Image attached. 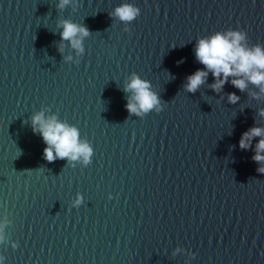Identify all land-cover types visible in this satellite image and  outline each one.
<instances>
[{"label": "water", "instance_id": "1", "mask_svg": "<svg viewBox=\"0 0 264 264\" xmlns=\"http://www.w3.org/2000/svg\"><path fill=\"white\" fill-rule=\"evenodd\" d=\"M59 3L0 0V264H264L260 138L239 147L264 93L235 77L216 93L211 72L184 87L200 38L242 29L264 49V0ZM122 4L139 15L121 21ZM65 20L89 30L82 53L61 50ZM133 74L158 95L147 113L126 108ZM37 114L75 127L89 161H46Z\"/></svg>", "mask_w": 264, "mask_h": 264}, {"label": "clouds", "instance_id": "2", "mask_svg": "<svg viewBox=\"0 0 264 264\" xmlns=\"http://www.w3.org/2000/svg\"><path fill=\"white\" fill-rule=\"evenodd\" d=\"M69 3L70 0H60L58 7L63 8ZM139 11L133 5L122 4L115 8L114 15L121 21L131 22L139 15ZM62 28L63 31L59 34L61 50L63 41H69L73 49L82 53L84 51L82 39L90 35L89 30L67 20L62 22ZM245 38L246 33L242 29H227L224 32L216 31L210 36L198 39L195 45V58L204 68L197 69L187 77L185 90L195 93L206 82V78L211 72L214 83L210 85V88L216 93L223 90L230 77H235L230 82L234 88L241 92L247 87V81L259 86L260 91L264 93V49L259 44L252 48L243 46L241 42ZM150 87V82L133 74L130 83L124 89L125 92H133V96L126 104L130 114L139 115L141 111L147 113L159 105L158 95L152 92ZM239 99L240 97L234 92L228 94L230 104L237 103ZM160 110L157 108L158 112ZM259 114L264 116V109L260 110ZM32 130L42 136L47 145L43 150L46 161L51 163L56 159L64 158L74 161L81 156L85 163L89 161L92 149L86 143L78 142V131L75 127L58 122L54 116L44 119L42 114H37L32 118ZM255 137L260 139L255 145V155L252 159L260 165L257 171L264 174V128L252 127L244 132L239 147L242 150H248L252 147L251 141ZM81 200L82 198L78 196L74 205L78 206ZM177 251L180 250L177 249Z\"/></svg>", "mask_w": 264, "mask_h": 264}]
</instances>
